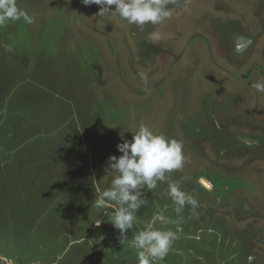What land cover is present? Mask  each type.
<instances>
[{
    "label": "rangeland",
    "instance_id": "1",
    "mask_svg": "<svg viewBox=\"0 0 264 264\" xmlns=\"http://www.w3.org/2000/svg\"><path fill=\"white\" fill-rule=\"evenodd\" d=\"M17 3L36 19L0 27V264H138L92 201L141 124L182 142L168 175L199 206L141 189L129 242L164 210L180 231L157 264H264V0H176L143 30L81 0Z\"/></svg>",
    "mask_w": 264,
    "mask_h": 264
},
{
    "label": "clouds",
    "instance_id": "2",
    "mask_svg": "<svg viewBox=\"0 0 264 264\" xmlns=\"http://www.w3.org/2000/svg\"><path fill=\"white\" fill-rule=\"evenodd\" d=\"M85 6H99L97 16L111 17L118 15L128 24L137 25L143 30L146 24L157 25L173 15L176 0H81ZM114 6V8L112 7ZM35 16L18 6L17 0H0V27L10 22L23 21L27 24L35 22ZM153 42L161 39V34L153 31L149 34ZM7 51L11 49L6 48ZM142 80L147 75L141 72ZM253 87L258 92H264V82H256ZM117 144L121 155H111L108 158L106 172L112 173L110 187L101 190L95 187V199L92 205L102 210L108 221L119 231V242L137 250L138 264H157L172 250L177 240V228L173 231L165 226L174 221L164 214V210L154 213L148 222L129 242L128 232L133 229L138 210L147 203L141 189L154 190L158 182L169 181V194L175 205L177 215L182 213L186 205L193 211L199 206L198 200L190 193L181 190L178 183L172 182L168 174L180 170L185 163L183 144L163 133L153 132L147 125L141 124L133 133L131 140L124 139ZM206 188H211L203 179L199 181ZM104 219H97L100 226ZM160 225V227H157ZM81 240L79 243H83Z\"/></svg>",
    "mask_w": 264,
    "mask_h": 264
}]
</instances>
